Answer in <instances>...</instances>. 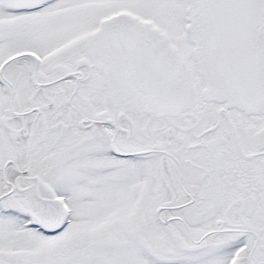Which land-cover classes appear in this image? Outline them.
<instances>
[{"label": "snow or ice", "instance_id": "1", "mask_svg": "<svg viewBox=\"0 0 264 264\" xmlns=\"http://www.w3.org/2000/svg\"><path fill=\"white\" fill-rule=\"evenodd\" d=\"M0 264H264V0H0Z\"/></svg>", "mask_w": 264, "mask_h": 264}]
</instances>
